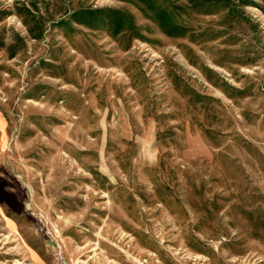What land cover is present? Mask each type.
<instances>
[{
    "label": "rangeland",
    "instance_id": "1",
    "mask_svg": "<svg viewBox=\"0 0 264 264\" xmlns=\"http://www.w3.org/2000/svg\"><path fill=\"white\" fill-rule=\"evenodd\" d=\"M0 264H264V0H0Z\"/></svg>",
    "mask_w": 264,
    "mask_h": 264
},
{
    "label": "clouds",
    "instance_id": "2",
    "mask_svg": "<svg viewBox=\"0 0 264 264\" xmlns=\"http://www.w3.org/2000/svg\"><path fill=\"white\" fill-rule=\"evenodd\" d=\"M154 144H155V137L153 136L151 145H149V150L147 152H145L144 146L143 145L141 146V153L143 154V158L150 165H155L158 159V152L154 148Z\"/></svg>",
    "mask_w": 264,
    "mask_h": 264
}]
</instances>
